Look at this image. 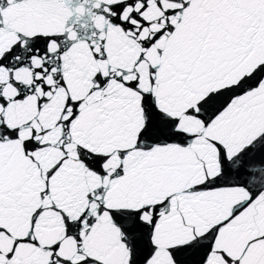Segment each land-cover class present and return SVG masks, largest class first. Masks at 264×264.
I'll list each match as a JSON object with an SVG mask.
<instances>
[{
	"label": "snow or ice",
	"instance_id": "obj_1",
	"mask_svg": "<svg viewBox=\"0 0 264 264\" xmlns=\"http://www.w3.org/2000/svg\"><path fill=\"white\" fill-rule=\"evenodd\" d=\"M0 264H264V0H0Z\"/></svg>",
	"mask_w": 264,
	"mask_h": 264
}]
</instances>
